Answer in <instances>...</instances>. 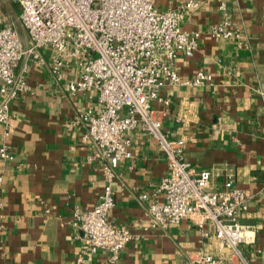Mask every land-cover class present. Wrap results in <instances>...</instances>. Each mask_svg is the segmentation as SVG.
Listing matches in <instances>:
<instances>
[{"label": "crops", "instance_id": "1", "mask_svg": "<svg viewBox=\"0 0 264 264\" xmlns=\"http://www.w3.org/2000/svg\"><path fill=\"white\" fill-rule=\"evenodd\" d=\"M187 0H156L158 10L175 9ZM198 8L183 28L200 31L202 40L191 57L180 55L177 71L193 79L202 70L212 80L202 86L173 85L154 102L163 131L185 141L196 173L213 171V188L221 190L231 174L237 188L250 193L240 223L254 230L256 240L242 245L249 264H264V0H195ZM239 37L216 40L209 30L224 17ZM27 61L20 65L22 68ZM32 92L12 103L5 143L12 160H0L4 177L0 232V264H78L83 233L74 226V210L89 211L99 202L104 177L92 161V143L83 140L87 124L77 117L99 109L93 92L71 94L66 80L57 81L48 68L29 65ZM132 158L116 170L115 207L109 219L127 227L133 240L116 262L100 251L85 264H197L205 255L240 264L222 247L213 229L191 220L167 228L151 227L147 203L169 173L158 143L141 128L132 132Z\"/></svg>", "mask_w": 264, "mask_h": 264}, {"label": "built area", "instance_id": "2", "mask_svg": "<svg viewBox=\"0 0 264 264\" xmlns=\"http://www.w3.org/2000/svg\"><path fill=\"white\" fill-rule=\"evenodd\" d=\"M19 7L18 20L23 37L0 8V132L8 136L13 102L32 92L28 83L29 65L50 70L57 81L66 80L75 95L93 92L99 109L87 111L75 124L86 123L84 141L92 143L91 160L99 163L104 186L99 202L89 211L74 210V226L83 233L84 244L78 264L100 251L116 262L133 235L125 226H115L109 213L115 207L116 170L132 158V132L141 128L164 153L169 173L151 195L140 194L147 203L151 227L167 228L191 220L200 228L209 225L216 239L249 264L242 245L255 242L254 230L240 223L251 195L235 187L228 174L224 186L213 188V171L196 173L188 161L183 139H173L163 131L154 102L168 106L161 96L167 86L199 87L212 80L202 70L193 79L177 71L180 55L191 57L198 49L202 33L188 32L183 24L198 8L195 0L175 9L158 10L156 0H10ZM223 20L208 34L216 40L239 37L231 28L226 6H220ZM23 61H27L21 68ZM5 143L0 144V160L11 161ZM4 177L0 173V212L3 206ZM4 228L0 213V232ZM197 264H228L222 257L205 255Z\"/></svg>", "mask_w": 264, "mask_h": 264}, {"label": "rangeland", "instance_id": "3", "mask_svg": "<svg viewBox=\"0 0 264 264\" xmlns=\"http://www.w3.org/2000/svg\"><path fill=\"white\" fill-rule=\"evenodd\" d=\"M0 8L5 17H7V20L12 22L19 32H22L23 37L25 35L27 37L26 32L23 30L18 20V15L20 13L19 7L13 4L10 0H0Z\"/></svg>", "mask_w": 264, "mask_h": 264}]
</instances>
